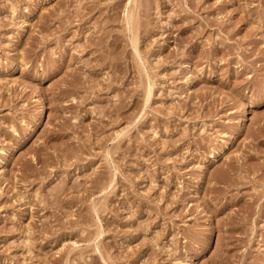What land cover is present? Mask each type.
Listing matches in <instances>:
<instances>
[{
    "label": "rangeland",
    "instance_id": "1",
    "mask_svg": "<svg viewBox=\"0 0 264 264\" xmlns=\"http://www.w3.org/2000/svg\"><path fill=\"white\" fill-rule=\"evenodd\" d=\"M0 264H264V0H0Z\"/></svg>",
    "mask_w": 264,
    "mask_h": 264
},
{
    "label": "bare ground",
    "instance_id": "2",
    "mask_svg": "<svg viewBox=\"0 0 264 264\" xmlns=\"http://www.w3.org/2000/svg\"><path fill=\"white\" fill-rule=\"evenodd\" d=\"M46 115H47V104H46L45 101H41V103H40V105L38 107V110H37V118L38 119H43Z\"/></svg>",
    "mask_w": 264,
    "mask_h": 264
}]
</instances>
